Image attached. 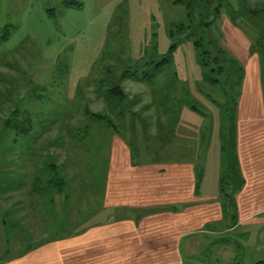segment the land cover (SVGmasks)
Returning <instances> with one entry per match:
<instances>
[{
  "label": "rangeland",
  "instance_id": "obj_1",
  "mask_svg": "<svg viewBox=\"0 0 264 264\" xmlns=\"http://www.w3.org/2000/svg\"><path fill=\"white\" fill-rule=\"evenodd\" d=\"M78 1L82 4L80 8H64L63 0H0V122L10 109H17L22 118L31 119L32 133L25 139L18 138L17 146L23 148L33 147L39 134L54 119L76 114L79 110L73 120L64 119L62 123L72 127L86 124L90 130L87 140L78 143L81 150L75 151L67 146L61 148V135L66 142L68 139L65 130L54 126L36 144L40 150L38 157L33 154L20 161L18 152L11 157L12 161L10 159L5 168L14 169L12 171L17 176L24 175L19 178L25 180L28 193H21L14 198L17 200L0 198L1 215L15 202V209L8 219L10 225H0V264L24 256L44 238L53 239L73 233L76 226H68L85 218L92 202H97L103 183L101 169L104 168L111 134L101 128L100 123L86 119L82 107L86 104L94 112H104L107 102L102 95L110 87L124 89L130 103L124 108L137 112V119L132 122L127 115L125 122L129 127L123 126L121 132V136L133 145L134 152L143 149V142L140 143L143 140L148 154L153 159L158 156L152 154L160 143L154 136L155 118H159V122L169 118L168 124L173 132H178L179 137H190L198 146L197 181L204 183L210 180L211 164L214 165L212 174L215 177L219 171L218 146L224 114L210 101L219 99L216 90L204 81L203 70L191 42L177 47L170 64L154 80L140 83L121 79L125 73L141 76L162 63L172 44L170 27L185 21V10L174 6V0ZM263 4L264 0H250L248 6L257 11ZM227 20L223 14L217 29L232 46L238 41L228 26H224ZM238 22L243 25L242 30L255 40L257 34L249 27L250 24L241 19ZM137 100H142L141 105L140 102L133 105L132 101ZM189 106H194L197 113L189 110ZM118 111L116 106L112 116L114 123ZM186 123H190L189 128L185 127ZM13 139L0 135V158L4 156L5 149L10 152L15 148ZM90 143L96 148L95 154ZM56 154L58 166L67 178L65 195L55 193L45 183L39 190H35L32 184L38 173H44V179L50 176L49 170L43 169L42 165L55 158ZM63 162L66 165L63 166ZM95 169L94 184L90 185L87 182ZM17 176L14 174L15 179ZM91 190H96L93 198ZM58 199H63L60 206ZM239 219L235 208L234 212L229 210L224 215V223L208 227L213 232H226L220 237L212 236L207 241L210 247H199L193 257L185 256L186 264L263 262L264 225L256 226L254 222L239 224ZM220 246L226 249L219 252Z\"/></svg>",
  "mask_w": 264,
  "mask_h": 264
},
{
  "label": "crops",
  "instance_id": "obj_2",
  "mask_svg": "<svg viewBox=\"0 0 264 264\" xmlns=\"http://www.w3.org/2000/svg\"><path fill=\"white\" fill-rule=\"evenodd\" d=\"M224 26L238 42L231 46L224 36L223 46L244 69L235 119V151L244 181L234 196L238 223L262 226L264 89L260 59L250 52L253 39L228 20ZM109 132L101 169L103 183L97 202L87 209L89 214L68 226H76L73 233L44 238L24 256L5 264H186L185 256L193 257L199 247H210L207 241L212 236L225 234L208 229L224 223L220 145L217 177L211 164L212 177L199 183L198 146L190 137L173 132L172 140L153 159L143 140V149L134 152L126 137ZM91 193L95 197L96 190ZM62 201L58 199L59 206ZM224 249L220 246L219 252Z\"/></svg>",
  "mask_w": 264,
  "mask_h": 264
},
{
  "label": "trees",
  "instance_id": "obj_3",
  "mask_svg": "<svg viewBox=\"0 0 264 264\" xmlns=\"http://www.w3.org/2000/svg\"><path fill=\"white\" fill-rule=\"evenodd\" d=\"M249 2L250 0H174L172 2L174 6H180L185 10V21L171 25L169 30V38L172 41V44L168 49L167 56L162 60V63L156 64L154 69L146 71L141 76L136 73H125L121 75V79L127 78L131 81L140 83L150 82L154 80V78L157 77L158 74H160V72L170 64L173 54L179 45L187 41L191 42L197 54L198 64L203 70L204 81L216 90V94L219 99H211L210 101L215 103L219 111L221 110L224 114L225 122L220 132L221 170L219 177V192L223 200V215H227L229 210L231 212L235 211L236 205L234 196L244 184L243 178L239 171L238 159L235 151V119L238 99L244 79V69L243 66L233 57V55H231L222 45L223 35L220 31H218L217 25L223 14L226 15L233 26L241 30L244 27L238 22V19L250 24L249 27H251L253 32L257 34V37L252 42L250 52L256 53L260 59L261 82L264 89V16L260 17V15L264 14V4L262 5L263 7H261V9L253 11L248 6ZM62 5L64 8H80L82 4L77 0H63ZM49 14L52 15L51 12ZM250 19L257 20L251 22ZM100 83L103 84V81H100ZM98 95L99 94H97V96ZM102 97L104 98L103 100L107 102L108 110L105 109L102 113L94 112L88 107V105L85 104L84 107H82L83 116H85V118L88 120L100 123L102 125L101 128L103 129L111 130L114 133L122 135V127H129V125L127 126V123L125 122L127 115L130 118V122H132L133 119H137V112L135 113V110L129 111V108H124L127 106L129 107L130 103L126 92L119 86H113L106 89ZM139 102L140 100L132 101V103H134L133 105ZM141 103L142 100L140 105ZM150 103L153 104V100H151ZM110 105L111 107L114 105V107L111 109ZM116 106L119 111L115 116H118V118L114 123V118H112V116H114ZM141 110L142 109H140V111ZM165 110L170 112L169 108H166ZM189 110L197 113V110L194 106H189ZM127 112L129 114H127ZM79 113L80 110L76 114L63 115L54 119L53 123L39 134V139L35 141L33 147L23 148L21 146H17V143L19 142L18 138L25 139L32 133L34 127L32 121L29 117L22 118L17 109H10L8 111L6 117H4L0 122V135H3L4 137H14L13 140L15 143V148L10 151L11 153L9 152V149H5L4 156L2 155L0 158V163H2V167L0 169V198L10 197L11 199L12 197L14 199L21 193H28L25 191V180L19 178V176L24 175L19 174L17 176L16 173L12 171L14 169L11 170L10 168L7 169L5 167L10 164L9 161L10 159L12 161L13 158L11 157H13L16 152H18L21 157L20 161L28 159L33 154L38 157L40 150L39 146L36 147V144L39 143L41 137L54 126L61 127L60 130H65V135L68 139L66 142L64 135L60 134L61 142L59 144L62 145L61 148L67 146V148L73 147L75 151L76 149L81 150V147L78 143H84L87 140L90 131L89 127L86 124L80 125L78 127H72L70 125L65 126L64 123H62L64 119L66 121L73 120ZM167 119L171 120L166 118L163 119V122H159V118H155L154 136L158 138L157 142L160 143L156 145L157 149L152 154L156 155L163 147H165L166 144L171 141L169 136L170 133L172 134L173 130H171L169 127ZM135 121L139 122V120ZM135 121L133 122L135 123ZM59 133H61V131H59ZM144 143L146 144V142ZM89 145L92 147L93 154H95L96 148L93 147L91 143ZM145 146L147 149V145ZM130 147L132 150H134L133 145L131 146L130 144ZM67 153H69L68 150ZM90 153L91 151L89 154ZM53 155L54 154H52V156ZM62 165L64 166L66 163L63 162ZM42 168L48 169L50 176L47 179H44L45 174L38 173V176L33 177L32 184L34 189H42L44 187L42 184L45 183L53 188L55 193L59 195H65L67 190L65 188L67 185V178L63 172V169L60 170V166H58L57 154L55 155V158L47 160L45 165H42ZM14 174L17 176L16 179ZM95 174L96 169L95 172L91 171L92 178L89 180V182H87L90 185L94 184L92 181H94L93 177H95ZM15 194L16 196H14ZM17 199L18 198L14 200ZM12 209L14 210L15 207L14 204L12 206L11 203V206L3 210V227L10 225L11 221L8 219L10 218V214L13 212ZM12 225L13 227L17 226L16 224ZM41 242H44V240L40 241L39 243ZM39 243L36 242L35 244L38 245ZM257 264H264V261Z\"/></svg>",
  "mask_w": 264,
  "mask_h": 264
}]
</instances>
